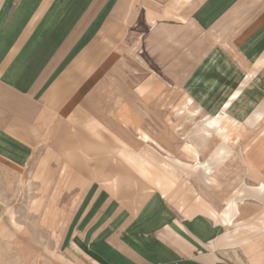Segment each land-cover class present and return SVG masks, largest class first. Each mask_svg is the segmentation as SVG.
I'll use <instances>...</instances> for the list:
<instances>
[{"label":"crops","instance_id":"obj_1","mask_svg":"<svg viewBox=\"0 0 264 264\" xmlns=\"http://www.w3.org/2000/svg\"><path fill=\"white\" fill-rule=\"evenodd\" d=\"M34 159L15 264H264V0H0V164Z\"/></svg>","mask_w":264,"mask_h":264},{"label":"rangeland","instance_id":"obj_2","mask_svg":"<svg viewBox=\"0 0 264 264\" xmlns=\"http://www.w3.org/2000/svg\"><path fill=\"white\" fill-rule=\"evenodd\" d=\"M184 100V107L177 111L179 117H183L182 123L178 124L177 127L180 129L179 132L182 129L187 130L186 132H191V130L197 131L199 128L201 132H206L205 134L208 135L209 127L213 128L215 125H218L216 133L222 138V144L217 148L216 153L224 152L228 146L229 138H231L236 129L235 124L231 123V120L224 114L206 119L203 115H198L196 111L191 110V105L188 103V101H192L191 99L184 98ZM36 160L31 161L27 165L25 172H20L19 174H16V171L10 172V168H8L9 172L6 173L3 170L5 169L4 166L0 164V251L5 250L4 257H7L6 264L16 263V255L13 254L14 249H12L14 248L11 238L13 233L20 228V225H25L29 230L35 225V223L31 222L33 220L32 211L37 210L38 207L33 206L32 203L38 197V194L43 192L37 186L38 175L32 173L36 166H38ZM172 161L181 164L175 158H172ZM164 164L159 157L151 159L152 171L151 173L146 171V175L151 180H149L151 185L159 188L166 197L175 203L174 190L177 182L181 181V175L177 173L174 165L167 163L166 167Z\"/></svg>","mask_w":264,"mask_h":264},{"label":"bare ground","instance_id":"obj_3","mask_svg":"<svg viewBox=\"0 0 264 264\" xmlns=\"http://www.w3.org/2000/svg\"><path fill=\"white\" fill-rule=\"evenodd\" d=\"M206 133V132H205Z\"/></svg>","mask_w":264,"mask_h":264}]
</instances>
